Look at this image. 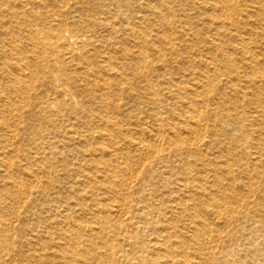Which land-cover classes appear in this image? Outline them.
I'll return each instance as SVG.
<instances>
[{
  "label": "bare ground",
  "instance_id": "obj_1",
  "mask_svg": "<svg viewBox=\"0 0 264 264\" xmlns=\"http://www.w3.org/2000/svg\"><path fill=\"white\" fill-rule=\"evenodd\" d=\"M0 264H264V0H0Z\"/></svg>",
  "mask_w": 264,
  "mask_h": 264
}]
</instances>
